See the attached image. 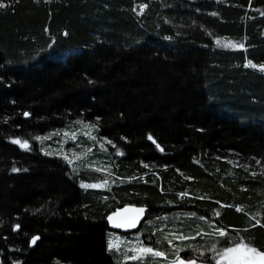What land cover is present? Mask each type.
<instances>
[{
  "label": "trees",
  "instance_id": "16d2710c",
  "mask_svg": "<svg viewBox=\"0 0 264 264\" xmlns=\"http://www.w3.org/2000/svg\"><path fill=\"white\" fill-rule=\"evenodd\" d=\"M0 5V264L264 252V0ZM86 124L108 144L79 133L96 146L76 148L79 167L50 136ZM128 204L146 221L115 234L142 257L109 249L107 217Z\"/></svg>",
  "mask_w": 264,
  "mask_h": 264
},
{
  "label": "rangeland",
  "instance_id": "374dc122",
  "mask_svg": "<svg viewBox=\"0 0 264 264\" xmlns=\"http://www.w3.org/2000/svg\"><path fill=\"white\" fill-rule=\"evenodd\" d=\"M89 128V129H88ZM80 131H74L72 129H64L58 133L51 134L50 137H59L57 139V149H59L60 156H66L69 160L70 164H79L84 165V166H89L90 161H85L84 159L81 158V155L79 156V153L77 152L76 148L77 147H84L86 149L85 154L86 155H91L93 149H95V143H92L90 146H86L82 144V139L79 138V133H82L83 138H86L87 140H90L93 142V140L99 141V146H106L108 144V141L104 138H98L96 136V133L94 131L93 126L89 125H84L83 129H79ZM93 131V134L89 136V133ZM49 139V138H48ZM68 144V146L66 145ZM75 144V146H74ZM84 162V163H83ZM83 163V164H82ZM102 166H105L104 163H101ZM78 168V166L76 167ZM94 168H97V166H94ZM103 171V170H102ZM110 243H109V249H116L119 246H124L126 250V254L128 256H134L135 258L137 257H142L145 256L151 252H146L140 244L139 241L136 239H120L118 235L115 233H112L111 236L109 237ZM111 246V247H110ZM234 251L227 253L222 256V260L226 261L229 264H235V261L237 258H243V257H248L249 259L252 260V264H262V261L260 260V257L257 255L255 251H252V249L239 246L236 248H233ZM174 264H203V263H198L195 261H189L186 262L182 259H179L176 263Z\"/></svg>",
  "mask_w": 264,
  "mask_h": 264
},
{
  "label": "water",
  "instance_id": "95a60500",
  "mask_svg": "<svg viewBox=\"0 0 264 264\" xmlns=\"http://www.w3.org/2000/svg\"><path fill=\"white\" fill-rule=\"evenodd\" d=\"M146 215L147 208L128 204L109 214L106 221L111 232L120 235H132L140 231L146 221ZM35 244L32 243V246Z\"/></svg>",
  "mask_w": 264,
  "mask_h": 264
},
{
  "label": "snow or ice",
  "instance_id": "6c2138e0",
  "mask_svg": "<svg viewBox=\"0 0 264 264\" xmlns=\"http://www.w3.org/2000/svg\"><path fill=\"white\" fill-rule=\"evenodd\" d=\"M0 6H3V5H0ZM27 115V113L25 114ZM150 140L152 139L151 136L148 137ZM14 143H20V141H13ZM22 147L24 148H27L28 147V144L27 142L25 141L22 145ZM159 147V146H158ZM122 154V153H121ZM13 171H18V169H13ZM82 187H94V185H82ZM239 210V209H238ZM257 223H259V221H257ZM119 226V225H118ZM19 227V225H17V228ZM225 233L221 232V235H224ZM39 237H33V240H32V243L35 244L36 240H38ZM111 247V246H110ZM144 251L146 252H151L152 250L151 249H144ZM234 251L233 248H225L223 250L222 253H218V255H225L227 253H230ZM252 251H255L254 249ZM156 255H162L161 253H156ZM257 255L260 257V260L262 261V264H264V252H261V253H257ZM235 264H252V260L249 259L248 257H243V258H237L236 261H235Z\"/></svg>",
  "mask_w": 264,
  "mask_h": 264
}]
</instances>
